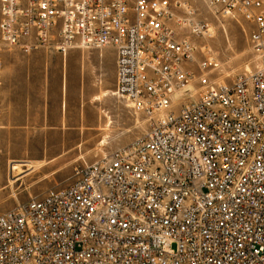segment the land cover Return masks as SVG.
<instances>
[{
  "label": "built area",
  "instance_id": "1",
  "mask_svg": "<svg viewBox=\"0 0 264 264\" xmlns=\"http://www.w3.org/2000/svg\"><path fill=\"white\" fill-rule=\"evenodd\" d=\"M204 15L248 24L230 84L195 59ZM74 47L114 50L112 95L147 127L0 214V264H264V0H0V54Z\"/></svg>",
  "mask_w": 264,
  "mask_h": 264
},
{
  "label": "crops",
  "instance_id": "2",
  "mask_svg": "<svg viewBox=\"0 0 264 264\" xmlns=\"http://www.w3.org/2000/svg\"><path fill=\"white\" fill-rule=\"evenodd\" d=\"M0 57L3 168L51 165L72 170L81 162H95L89 153L99 147L115 150L133 141L128 136L133 115L112 95V48L74 47L64 54L13 48Z\"/></svg>",
  "mask_w": 264,
  "mask_h": 264
},
{
  "label": "rangeland",
  "instance_id": "3",
  "mask_svg": "<svg viewBox=\"0 0 264 264\" xmlns=\"http://www.w3.org/2000/svg\"><path fill=\"white\" fill-rule=\"evenodd\" d=\"M204 17L212 23L211 27H214L215 33L210 39H192L198 45L195 59L200 62L208 56H213L219 65L217 68H210L206 71L208 80L216 84H230L239 75L254 67V58L247 45L249 32L246 27L248 24L242 20L236 23L232 19H224L219 25L214 22L212 17L208 15H204ZM203 46L206 48L202 51L203 53H200V48ZM208 47L211 49L210 54L206 53ZM190 66L195 77L190 87L198 92L199 84L196 78L199 76V71L196 64ZM146 127L147 122L141 116H133V128L128 132V136L135 140L143 134ZM102 143L105 144L107 141L103 139ZM112 151L113 149L108 146L99 147L96 152L89 153V156L96 161ZM13 167L14 171L11 173V169L9 171L7 167L0 166V214L10 211L32 198H41L48 190L64 187L71 182L72 170L69 169H57L51 165L43 169L38 167L21 168L16 164Z\"/></svg>",
  "mask_w": 264,
  "mask_h": 264
},
{
  "label": "bare ground",
  "instance_id": "4",
  "mask_svg": "<svg viewBox=\"0 0 264 264\" xmlns=\"http://www.w3.org/2000/svg\"><path fill=\"white\" fill-rule=\"evenodd\" d=\"M213 31H215V29L213 28ZM222 31H223V29H222ZM225 31V30H224ZM215 33V32H214ZM209 49H210V47H208ZM211 50V49H210ZM187 89H189V90H192V88L190 87V86H188L187 87Z\"/></svg>",
  "mask_w": 264,
  "mask_h": 264
}]
</instances>
